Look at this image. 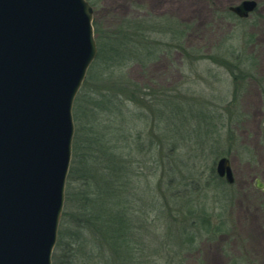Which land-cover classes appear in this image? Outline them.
<instances>
[{"label": "rangeland", "instance_id": "1", "mask_svg": "<svg viewBox=\"0 0 264 264\" xmlns=\"http://www.w3.org/2000/svg\"><path fill=\"white\" fill-rule=\"evenodd\" d=\"M241 1L95 0L92 22L107 27L153 15L176 28L182 21L190 24L189 50H209L216 59H186L174 41L147 33L159 53L145 64L91 63L76 105L79 123L72 107L74 136L88 122L93 95L109 98L98 128L110 125L118 137L112 151L133 160L123 190L131 195L124 235L130 250L114 251L84 233L75 264H248L250 255L264 264V189L254 184H264V0H254L246 17L228 8ZM235 50L240 59L232 58ZM125 85L127 91L118 89ZM222 156L232 183L216 173ZM211 217L225 221L229 237L202 228ZM72 224L65 220L67 236Z\"/></svg>", "mask_w": 264, "mask_h": 264}, {"label": "water", "instance_id": "2", "mask_svg": "<svg viewBox=\"0 0 264 264\" xmlns=\"http://www.w3.org/2000/svg\"><path fill=\"white\" fill-rule=\"evenodd\" d=\"M255 7L229 10L246 17ZM92 18L88 0H0V264H51L73 102L97 55ZM215 167L233 182L228 157Z\"/></svg>", "mask_w": 264, "mask_h": 264}, {"label": "trees", "instance_id": "3", "mask_svg": "<svg viewBox=\"0 0 264 264\" xmlns=\"http://www.w3.org/2000/svg\"><path fill=\"white\" fill-rule=\"evenodd\" d=\"M88 1L94 11L97 3L95 0ZM152 18L154 19L155 16L152 15L151 19L140 16L124 17L120 22L107 27L93 20L97 45L95 60L102 58L103 61L108 62V67L113 63L124 65L128 60L145 64L159 53L155 48L158 42L148 37L147 33L174 41L171 43L172 46L186 59H216L215 55L208 52L209 50L204 51L201 48H197L198 51L189 50L186 46L190 24L176 20L174 25L176 28H171L172 26L165 28ZM234 53L235 55L231 54L232 58L240 59L242 52L238 53V50L237 52L235 50ZM245 57L249 59L248 56ZM85 82L83 81L82 84L84 85ZM125 88L126 85L118 89L127 91ZM103 91L108 92L106 89ZM80 96L79 89L73 106L75 110L73 116L77 123L79 118L76 114V105L80 101ZM129 98L133 99L131 95ZM103 99L110 101L103 95H93L91 100L93 102L86 113L88 122L84 128L83 125L80 128L81 137L76 136L79 132L76 126V134L72 142L73 152L66 178L64 207L51 264H75L74 262L79 260V251L83 250L81 247L84 233H88L95 242L104 238L114 251L122 249V246L130 250L127 245L129 240L124 235L128 230L127 219H130L126 214V206L131 202V195L127 196L128 193H123V190L129 181L126 174L132 172L133 160L128 155L123 157L112 151V148L116 147L118 137H115L112 128H109L110 125L105 124L108 127L98 128L99 110L109 109V107L101 109ZM65 220L66 223H73L71 226L73 230L67 232L68 236L63 232ZM84 230L86 232H83ZM60 250L64 251V255L60 256ZM86 255L87 258H92L87 251Z\"/></svg>", "mask_w": 264, "mask_h": 264}, {"label": "flooded vegetation", "instance_id": "4", "mask_svg": "<svg viewBox=\"0 0 264 264\" xmlns=\"http://www.w3.org/2000/svg\"><path fill=\"white\" fill-rule=\"evenodd\" d=\"M220 177V176H219ZM254 184H255V180H254ZM264 189V188H263ZM213 220L214 221V219L211 217V218H206L205 220H203V222H202V228L206 231V232H210V234L211 235H218V236H221V237H223V236H225V237H229V235L228 234H226V230H225V221L224 220H217V221H212V223L214 224L210 229H206L207 228V226L209 225V221L210 220ZM221 237H219V238H221ZM212 238V237H211ZM224 238V237H223ZM205 240L207 241L208 239L207 238H205ZM208 243V242H207ZM234 259H240V257H238V256H234ZM250 259H251V261L248 263V264H254L255 262H254V258H253V256H251L250 255ZM235 263V261L233 260L232 262H231V264H234ZM238 263V262H237Z\"/></svg>", "mask_w": 264, "mask_h": 264}]
</instances>
